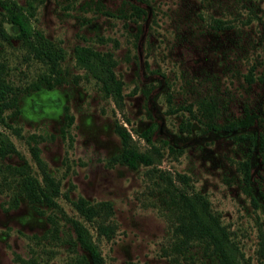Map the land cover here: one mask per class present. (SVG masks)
Wrapping results in <instances>:
<instances>
[{
  "label": "rangeland",
  "instance_id": "obj_1",
  "mask_svg": "<svg viewBox=\"0 0 264 264\" xmlns=\"http://www.w3.org/2000/svg\"><path fill=\"white\" fill-rule=\"evenodd\" d=\"M1 2L19 5L61 59L47 88V64L0 4V63L19 90L16 110L0 123L14 149L0 153V264L79 263L86 254L68 221L80 220L78 198L111 204L113 234L97 238L88 227L102 264H219L206 243L179 241V191L203 196L239 264H264V0ZM85 50L111 57L120 103L104 66ZM202 100L215 107V129L205 124ZM245 113L249 126L219 128ZM116 123L150 164L111 160L120 150ZM148 126L151 143L140 135ZM31 149L58 181L56 208L28 201L21 188L24 179L41 182Z\"/></svg>",
  "mask_w": 264,
  "mask_h": 264
},
{
  "label": "trees",
  "instance_id": "obj_2",
  "mask_svg": "<svg viewBox=\"0 0 264 264\" xmlns=\"http://www.w3.org/2000/svg\"><path fill=\"white\" fill-rule=\"evenodd\" d=\"M0 4H2L3 8L7 11L9 23L13 25L17 35L26 45L32 56L47 64L48 74L43 80L44 85L49 88L51 86L50 78L55 79L59 73V61L61 59L59 47L46 39L41 32L30 30L29 22L22 13L19 5H16L14 2L6 4L1 2ZM131 7L135 10L137 17L144 15V9L136 5H131ZM85 51H87L92 57L96 58L99 63L104 66L105 74L114 85L113 95L116 98V103L121 101L120 82L114 78L112 73L114 62L111 60V57L108 54L103 56L98 52L90 50ZM2 68L3 65L0 63V123L3 124V112L5 110H16L19 90L9 83L8 79L4 76ZM106 84L107 83L104 81L105 88H107ZM167 101L169 102V98H167ZM199 107L203 117H205L203 112H206L207 122L205 124L210 128L215 129V126L217 127L218 125L213 121V113L215 111L214 105L211 104V102L206 103L202 100L199 103ZM70 120L71 117L69 116L67 125L71 122ZM252 121V115L245 113L242 117L224 123L219 128L231 131L235 128L247 127ZM114 132L119 137L120 150L117 154L111 157L112 161L124 164L129 168L136 167L138 163L143 165L150 164L151 159L147 154L135 150L130 145L129 134L122 125L117 123L114 124ZM151 132L152 126H148L140 133L147 143H151ZM13 151L14 149L11 144L4 137H0V153L4 154ZM31 155L34 157L40 168L41 182L36 181V179H24L21 188L26 192L25 196L28 198V201L43 202L49 208H56L58 205L55 202L54 197L59 194L58 181L47 172L45 165L38 157V153L35 149H31ZM243 165L245 166L244 179L246 180L248 178L246 161L243 162ZM175 196L174 203L182 214V221L177 228V232L180 235L179 241L181 243H187L194 239L202 241L212 248V251L218 258L219 264H239L236 256L231 253L226 246L225 242H227V234L223 229L217 227V220L215 216L208 211L203 196L197 193L187 195L182 191H179ZM72 206L76 211L77 216L80 218V220L75 218L68 219L74 234V243L86 254L83 255L80 262L76 264H102V256L96 242L92 239L88 227L95 231L97 238L101 236L109 238L115 229V225L111 222V204L107 201L90 203L83 198H78L72 202ZM48 220L51 224H55L53 217H48ZM30 264L38 263L30 261Z\"/></svg>",
  "mask_w": 264,
  "mask_h": 264
}]
</instances>
